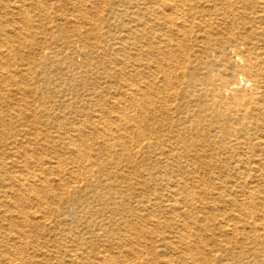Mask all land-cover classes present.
<instances>
[{
    "label": "bare ground",
    "instance_id": "1",
    "mask_svg": "<svg viewBox=\"0 0 264 264\" xmlns=\"http://www.w3.org/2000/svg\"><path fill=\"white\" fill-rule=\"evenodd\" d=\"M47 1L0 0V264H264V0Z\"/></svg>",
    "mask_w": 264,
    "mask_h": 264
},
{
    "label": "rangeland",
    "instance_id": "2",
    "mask_svg": "<svg viewBox=\"0 0 264 264\" xmlns=\"http://www.w3.org/2000/svg\"><path fill=\"white\" fill-rule=\"evenodd\" d=\"M51 1V3H54V5H55V7H57V6H59L61 3H57V1L58 0H49V1H47V2H50ZM53 1V2H52ZM58 4V5H57ZM69 10H64L63 12L62 11H55L56 13H58V14H63L64 16H67L68 15V17H70V13H71V11H69ZM55 15V14H54ZM73 61L75 62V63H77V64H80V62L83 60V56L81 55V54H73Z\"/></svg>",
    "mask_w": 264,
    "mask_h": 264
}]
</instances>
